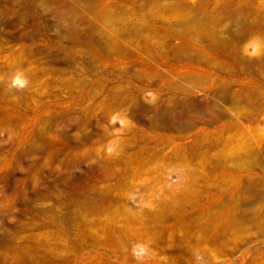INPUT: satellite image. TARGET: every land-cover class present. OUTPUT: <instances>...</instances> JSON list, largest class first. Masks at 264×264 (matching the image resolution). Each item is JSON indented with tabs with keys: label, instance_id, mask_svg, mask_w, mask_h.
<instances>
[{
	"label": "rangeland",
	"instance_id": "rangeland-1",
	"mask_svg": "<svg viewBox=\"0 0 264 264\" xmlns=\"http://www.w3.org/2000/svg\"><path fill=\"white\" fill-rule=\"evenodd\" d=\"M0 264H264V0H0Z\"/></svg>",
	"mask_w": 264,
	"mask_h": 264
},
{
	"label": "bare ground",
	"instance_id": "bare-ground-1",
	"mask_svg": "<svg viewBox=\"0 0 264 264\" xmlns=\"http://www.w3.org/2000/svg\"><path fill=\"white\" fill-rule=\"evenodd\" d=\"M199 23L200 22H194V24H185V26L183 27V31H185V30H187V29H189V28H191L192 27V32H200V30H199ZM256 61V60H255ZM257 61H258V59H257Z\"/></svg>",
	"mask_w": 264,
	"mask_h": 264
}]
</instances>
